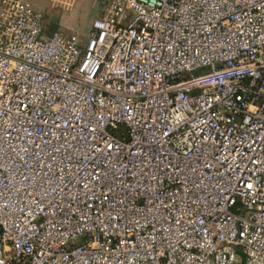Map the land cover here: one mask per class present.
Masks as SVG:
<instances>
[{"label":"built area","instance_id":"1","mask_svg":"<svg viewBox=\"0 0 264 264\" xmlns=\"http://www.w3.org/2000/svg\"><path fill=\"white\" fill-rule=\"evenodd\" d=\"M44 19L0 0V264H264V0Z\"/></svg>","mask_w":264,"mask_h":264},{"label":"crops","instance_id":"2","mask_svg":"<svg viewBox=\"0 0 264 264\" xmlns=\"http://www.w3.org/2000/svg\"><path fill=\"white\" fill-rule=\"evenodd\" d=\"M44 13L45 34L59 28L77 30L86 40L92 20L105 8L107 0H25Z\"/></svg>","mask_w":264,"mask_h":264},{"label":"rangeland","instance_id":"3","mask_svg":"<svg viewBox=\"0 0 264 264\" xmlns=\"http://www.w3.org/2000/svg\"><path fill=\"white\" fill-rule=\"evenodd\" d=\"M203 71H206V69H205V70H203ZM80 242H82V240H81V239L78 241V243H80Z\"/></svg>","mask_w":264,"mask_h":264}]
</instances>
